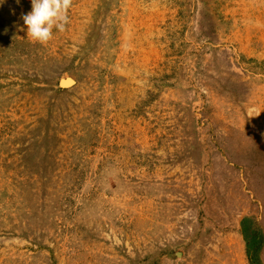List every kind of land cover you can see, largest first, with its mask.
Listing matches in <instances>:
<instances>
[{
	"label": "rangeland",
	"instance_id": "obj_1",
	"mask_svg": "<svg viewBox=\"0 0 264 264\" xmlns=\"http://www.w3.org/2000/svg\"><path fill=\"white\" fill-rule=\"evenodd\" d=\"M31 8L0 0V264H264V0H71L44 44Z\"/></svg>",
	"mask_w": 264,
	"mask_h": 264
},
{
	"label": "clouds",
	"instance_id": "obj_2",
	"mask_svg": "<svg viewBox=\"0 0 264 264\" xmlns=\"http://www.w3.org/2000/svg\"><path fill=\"white\" fill-rule=\"evenodd\" d=\"M31 11L22 17L26 33L34 42L44 44L53 29L63 31L68 23L71 0H31Z\"/></svg>",
	"mask_w": 264,
	"mask_h": 264
},
{
	"label": "bare ground",
	"instance_id": "obj_3",
	"mask_svg": "<svg viewBox=\"0 0 264 264\" xmlns=\"http://www.w3.org/2000/svg\"><path fill=\"white\" fill-rule=\"evenodd\" d=\"M66 82V81H65ZM69 83V82H68Z\"/></svg>",
	"mask_w": 264,
	"mask_h": 264
},
{
	"label": "trees",
	"instance_id": "obj_4",
	"mask_svg": "<svg viewBox=\"0 0 264 264\" xmlns=\"http://www.w3.org/2000/svg\"><path fill=\"white\" fill-rule=\"evenodd\" d=\"M252 263V262H251Z\"/></svg>",
	"mask_w": 264,
	"mask_h": 264
}]
</instances>
